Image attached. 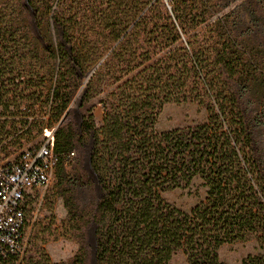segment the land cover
I'll return each mask as SVG.
<instances>
[{
	"label": "trees",
	"instance_id": "16d2710c",
	"mask_svg": "<svg viewBox=\"0 0 264 264\" xmlns=\"http://www.w3.org/2000/svg\"><path fill=\"white\" fill-rule=\"evenodd\" d=\"M245 5L247 21L221 0H0V149L51 130L66 209L0 264H89L90 229L95 264H225L219 248L247 240L261 252L240 264H264V0ZM99 95V127L91 109L69 118ZM187 102L204 121L156 130ZM195 179L190 210L164 198ZM51 230L76 243L70 259H50Z\"/></svg>",
	"mask_w": 264,
	"mask_h": 264
},
{
	"label": "rangeland",
	"instance_id": "374dc122",
	"mask_svg": "<svg viewBox=\"0 0 264 264\" xmlns=\"http://www.w3.org/2000/svg\"><path fill=\"white\" fill-rule=\"evenodd\" d=\"M221 4L224 6V12L233 10L242 21H247L245 0H221ZM87 79L86 77L83 78V85ZM81 90L82 87L80 88ZM101 98V95L96 96L82 105H80L79 98H75L72 102L69 118L78 123L80 117L85 115L87 110L91 109L94 114L95 124L99 127L103 118V109L100 103ZM206 115L205 108L196 103H170L165 105L160 111L155 128L157 131H167L194 125L204 121ZM51 134V130H44L41 135L30 142L24 143L22 147L13 146L5 151H1L0 149V167L16 163L25 151L37 150ZM89 153L90 144H87L84 147L83 167L87 171L88 176L93 180L96 194L99 195L100 192L96 184L95 175L89 165ZM54 183L55 172H53L48 185L32 189L26 194L27 226L20 251H23L27 247L31 229L39 221L42 220L45 223H49L54 220L55 224H60L65 218L66 209L63 206L62 200L53 189ZM205 191L206 189L201 185V181L195 179L186 187L167 191L164 193V198L177 208L188 211L205 197ZM50 233L49 240L45 245L50 259L53 261H66L70 259L77 250L76 243L68 237H64L60 231L54 233L51 230ZM88 241L91 247L89 264H95L93 258L94 239L91 229L88 231ZM260 252L254 240H247L224 244L219 248L218 254L225 264H240L246 256L259 254ZM170 264H187L185 255L181 251L176 252Z\"/></svg>",
	"mask_w": 264,
	"mask_h": 264
},
{
	"label": "built area",
	"instance_id": "2783aa9c",
	"mask_svg": "<svg viewBox=\"0 0 264 264\" xmlns=\"http://www.w3.org/2000/svg\"><path fill=\"white\" fill-rule=\"evenodd\" d=\"M56 162L51 134L37 150L25 151L16 163L0 167V258L20 251L26 194L48 185Z\"/></svg>",
	"mask_w": 264,
	"mask_h": 264
}]
</instances>
